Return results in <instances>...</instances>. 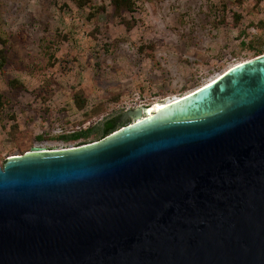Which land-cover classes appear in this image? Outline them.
Returning a JSON list of instances; mask_svg holds the SVG:
<instances>
[{"label":"water","instance_id":"obj_1","mask_svg":"<svg viewBox=\"0 0 264 264\" xmlns=\"http://www.w3.org/2000/svg\"><path fill=\"white\" fill-rule=\"evenodd\" d=\"M149 109L0 165V264H264V53Z\"/></svg>","mask_w":264,"mask_h":264},{"label":"rangeland","instance_id":"obj_2","mask_svg":"<svg viewBox=\"0 0 264 264\" xmlns=\"http://www.w3.org/2000/svg\"><path fill=\"white\" fill-rule=\"evenodd\" d=\"M134 3L117 15L111 0H0V165L33 147L99 141L107 118L118 129L126 110L264 51V0ZM89 127L87 139L64 138Z\"/></svg>","mask_w":264,"mask_h":264},{"label":"trees","instance_id":"obj_3","mask_svg":"<svg viewBox=\"0 0 264 264\" xmlns=\"http://www.w3.org/2000/svg\"><path fill=\"white\" fill-rule=\"evenodd\" d=\"M111 1H112L114 10L117 15H122L124 11H134L135 9L134 0H111ZM128 24L129 26H131L130 22H128ZM0 42H5L1 36H0ZM262 53H264V51H260L256 55H259ZM0 56L2 57L3 64H4V61L6 60L4 50L0 52ZM0 102H1V95H0ZM117 121H118L117 117L107 118L103 122L102 133L106 135L114 131L117 126ZM94 131H95V127H89V128L74 132L72 134H67L64 136V138L67 140H79L82 138L87 139L91 136L92 133H94Z\"/></svg>","mask_w":264,"mask_h":264},{"label":"bare ground","instance_id":"obj_4","mask_svg":"<svg viewBox=\"0 0 264 264\" xmlns=\"http://www.w3.org/2000/svg\"><path fill=\"white\" fill-rule=\"evenodd\" d=\"M253 58V57H252ZM250 59V58H249ZM248 60V59H247ZM213 79H215V78H213ZM213 79H211V80H213ZM210 80V81H211ZM210 81H208V82H210ZM204 84H206V83H204ZM203 84V85H204ZM202 86V85H201ZM201 86H199V87H201ZM199 87H197V88H199ZM197 88H195V89H197ZM195 89H193V90H191V91H189V92H187V93H190V92H192V91H194ZM186 93V94H187ZM175 99H177V98H175ZM172 100H174L173 98L172 99H169V100H163V101H158V102H155V103H152L151 105H150V109H149V112L150 113H152V111L153 110H159L160 108H162L163 106H165V104H168L169 102H171Z\"/></svg>","mask_w":264,"mask_h":264}]
</instances>
